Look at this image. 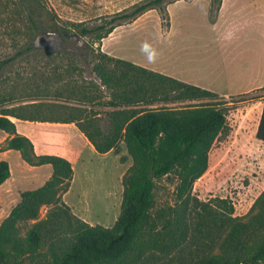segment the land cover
Returning <instances> with one entry per match:
<instances>
[{
  "label": "trees",
  "instance_id": "trees-1",
  "mask_svg": "<svg viewBox=\"0 0 264 264\" xmlns=\"http://www.w3.org/2000/svg\"><path fill=\"white\" fill-rule=\"evenodd\" d=\"M169 2L142 0L100 23L74 26L92 43L100 42L147 10L156 9L166 19ZM211 2L219 5L220 0ZM2 6L6 10L7 1ZM31 10L28 0H15L12 13L34 28ZM60 67L52 69L57 82L69 74ZM92 71L99 86L75 85L67 78L68 95L63 86L46 102L0 109V130L8 134L0 151L16 150L28 165L52 168L42 185L20 192L0 221V264H264V189L241 216L234 214L228 198L202 200L192 192L208 168L213 144L231 130L228 101L207 88L99 50L92 55ZM101 86L108 91L106 130L86 108L100 100L95 92ZM262 99L255 138L264 143ZM9 116L73 122L99 154L118 153L124 143L131 164L122 176L120 211L112 226L90 224L72 212L62 199L73 176L70 161L37 154ZM170 174L175 180L172 202L159 203L157 181ZM9 176L8 162L0 160V185Z\"/></svg>",
  "mask_w": 264,
  "mask_h": 264
},
{
  "label": "rangeland",
  "instance_id": "rangeland-1",
  "mask_svg": "<svg viewBox=\"0 0 264 264\" xmlns=\"http://www.w3.org/2000/svg\"><path fill=\"white\" fill-rule=\"evenodd\" d=\"M5 1L8 3L6 10L2 6ZM141 1L28 0L35 22L31 28L12 13L15 0H0V109L5 105L46 102L63 86L64 94L68 95L64 85L67 78L75 85L93 82L99 86L100 80L92 71V55L96 50L137 64L142 62L149 68L185 81L218 85L222 79L219 73L220 37L240 34L245 28L244 22L252 23L255 16L259 18L258 30L264 31V0H220L219 5L211 0H171L166 6V19L156 9H150L134 20L116 26L100 42L93 43L74 26L100 23ZM75 33L85 39L84 47L80 39L73 37ZM252 36L239 49L234 45L227 54L244 50V55L248 56L251 45L261 47L264 44L262 33ZM18 51L22 52L16 54ZM231 58L228 59L229 66L234 67L231 71L242 72L248 62L243 58ZM259 65L258 69L264 71V62ZM55 66H61L59 70L69 73L61 82L53 75ZM95 93L100 100L86 108L96 113L98 126L106 130L109 108L104 102L108 91L101 86ZM262 96L264 86L223 96L229 105L227 119L231 130L228 136L213 144L208 155V168L192 189L202 200L228 198L234 214L239 216L248 212L264 189V143L253 135ZM35 133L62 142V135L70 136L72 129L44 126L37 127ZM121 157L125 159L121 160ZM9 160L13 170L9 186L18 192L37 187L34 180L41 173L38 168L27 166L14 154L9 155ZM130 164L131 158L122 142L118 153L109 151L91 157L84 151L79 160H74V182L67 200L81 208L76 211L77 216L90 224L112 226L120 211L122 176ZM23 176H29L33 183L23 185ZM174 183L172 174L158 179L156 197L159 203L172 202ZM44 212L45 208H42L41 215ZM4 214L0 208V219Z\"/></svg>",
  "mask_w": 264,
  "mask_h": 264
},
{
  "label": "crops",
  "instance_id": "crops-1",
  "mask_svg": "<svg viewBox=\"0 0 264 264\" xmlns=\"http://www.w3.org/2000/svg\"><path fill=\"white\" fill-rule=\"evenodd\" d=\"M255 17L252 23L244 22L245 28L242 29L241 33L239 32L240 34H237V35L229 34L228 36L220 37L219 44H220L221 51H222L220 71H219L220 76L222 78L220 81V84L212 85L211 83L198 84L197 82H191V81H187V82L207 88L223 96L230 95L233 93H236V94L244 93V92H248L253 89L264 86V71H260L258 69L260 68V65H259L260 62H264V44H262L261 47L259 46L256 47L255 45H251L252 49L250 53L248 51V56L244 55V50L238 51L236 54H232V53L229 55L227 54L229 52L228 50H233L232 48L234 47V45L237 47V49L243 46L244 42H246V39L252 38L253 37L252 35L262 33L264 37V31H261V29L258 30L259 25H260L258 21L259 18H257L258 16L256 18ZM249 27L251 28L248 30ZM241 42H243L242 45H240ZM229 58L231 59L243 58L244 61L248 63L244 66L243 68L244 70H242V72L231 71V69H234V67L231 68L229 66V61H228ZM249 58H251V61H249ZM252 60L254 62H252ZM138 64L141 66L147 67V65H145L142 62ZM259 102L261 103V107L259 109L257 123L255 124V127L253 129L254 137H255L257 124H258V120H259L261 109H262L263 100H260ZM9 118L15 123L16 129L19 133L26 135L27 137L31 139L34 145V150L37 154H45V153L56 154V155L65 157L66 159L70 161L72 168H73V176H72V180H71L68 190L62 195V199L70 206L72 212L75 215H79V214H76V211H81V208L75 205V203L73 204L67 200V196L72 191V184L74 182L73 181L74 169H75L74 160H79L82 157V154L84 151H86L88 155L91 157L101 156V155L108 153L109 151L104 154L97 153L93 145L78 130V128L73 122L56 123V122L30 121V120H21L13 116H9ZM39 123L41 124L39 125ZM45 123L51 124V125H45ZM55 125L56 126H66L67 128H71L72 134L70 136H68L67 133L63 134L62 137L64 138V140H62V142H56L54 140L55 138L49 139L48 137L35 133V130L37 129V127H44V126L52 127ZM7 137H8V134L0 130V145L4 142V140ZM11 154H14L16 156V159L21 158L19 155V152L16 150L9 149L5 151H0V160H6L10 168L9 178H7L0 185V208L5 211L3 218L8 214L12 206H14L19 201L20 192L24 190H28V189H23L20 192H18L16 188L11 187L12 185L11 186L8 185L10 184V182H12V179H13V170L11 169L10 160H9V155ZM22 162L24 161L22 160ZM24 163L29 167L38 168L39 172H41L38 178L34 180V182L35 181L37 182V185H36L37 187L42 185L51 175L52 168L50 165L30 166L26 162ZM20 166H23L21 161H20ZM24 169L28 170V168L25 166H24ZM23 177H24L23 185H28L30 183H33L32 179L29 176H23ZM14 191H15V194H14ZM3 218H1L0 221Z\"/></svg>",
  "mask_w": 264,
  "mask_h": 264
},
{
  "label": "water",
  "instance_id": "water-1",
  "mask_svg": "<svg viewBox=\"0 0 264 264\" xmlns=\"http://www.w3.org/2000/svg\"><path fill=\"white\" fill-rule=\"evenodd\" d=\"M73 37L76 38V39H80L81 40V43H82V47L85 46L86 41H85V39H83V37L81 35L75 33V34H73Z\"/></svg>",
  "mask_w": 264,
  "mask_h": 264
},
{
  "label": "flooded vegetation",
  "instance_id": "flooded-vegetation-1",
  "mask_svg": "<svg viewBox=\"0 0 264 264\" xmlns=\"http://www.w3.org/2000/svg\"><path fill=\"white\" fill-rule=\"evenodd\" d=\"M67 36L70 37L71 35L68 34Z\"/></svg>",
  "mask_w": 264,
  "mask_h": 264
}]
</instances>
